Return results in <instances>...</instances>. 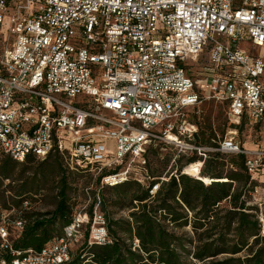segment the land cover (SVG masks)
<instances>
[{
	"label": "built area",
	"instance_id": "2783aa9c",
	"mask_svg": "<svg viewBox=\"0 0 264 264\" xmlns=\"http://www.w3.org/2000/svg\"><path fill=\"white\" fill-rule=\"evenodd\" d=\"M204 101L224 105L234 125L264 127V0H0V163L55 152L68 169L95 172L100 187H148L154 146L196 154L199 175L209 153L240 154L257 182L246 204L264 232L255 197L264 133L252 147L232 135L197 145L187 111ZM12 226L19 234L24 221ZM84 240L111 242L99 197L39 252L13 249L10 224L0 222V264H64Z\"/></svg>",
	"mask_w": 264,
	"mask_h": 264
},
{
	"label": "trees",
	"instance_id": "16d2710c",
	"mask_svg": "<svg viewBox=\"0 0 264 264\" xmlns=\"http://www.w3.org/2000/svg\"><path fill=\"white\" fill-rule=\"evenodd\" d=\"M202 58L195 65L202 66L205 61ZM206 124L210 130L209 136L200 139L197 133L195 143L214 147L216 143L212 141L211 124ZM219 155L223 154L214 152L207 155L200 175L198 174L201 180L180 174L182 167H179L176 169L177 174L161 181L159 177L162 175H154L149 169L150 176L154 179L148 187L135 181L109 187L110 193L116 199L114 205L130 211L129 220L110 219L106 209L113 203H109L110 197L103 191H98L99 206L105 211L103 215L111 242L90 246L84 240L78 248L79 251L74 255L70 254L69 261L64 264H194L182 260L185 253H190L194 261L202 264H264V236L260 235L257 208L246 204L249 192L257 182L250 179L244 166L245 156L240 154H234L235 157L229 161L231 169L226 174L227 181H219L222 180L219 168L223 165L219 161ZM52 156L54 162L49 174L58 178L52 185V189L56 190L53 196L55 207L46 212L20 209L18 218L24 221V227L19 234L15 231L11 234L12 247L15 250L41 251L62 236L63 228L72 219V205L68 193L70 173L62 164L63 159L59 154L54 152L47 158ZM31 157L35 158L30 155L24 161ZM197 159L196 154H190L188 163L184 166L197 168L190 165ZM177 161L179 159L174 161L175 167ZM15 162L9 157L2 158L1 176L8 178L7 171L3 168ZM211 178L218 181L210 183ZM97 182L99 183V178ZM202 182L210 184L204 185ZM155 183H159V187L155 196L150 197L149 189ZM29 185L33 186L34 180ZM26 186L27 183L23 185L18 196L26 193ZM24 201L26 200L20 199L16 206L22 205ZM94 202L89 211L92 210ZM189 221L193 230L192 251H187L182 238L167 228V224L182 227ZM135 239L138 240L137 246L134 245ZM242 251L247 254L244 257L237 256Z\"/></svg>",
	"mask_w": 264,
	"mask_h": 264
},
{
	"label": "rangeland",
	"instance_id": "374dc122",
	"mask_svg": "<svg viewBox=\"0 0 264 264\" xmlns=\"http://www.w3.org/2000/svg\"><path fill=\"white\" fill-rule=\"evenodd\" d=\"M199 70V65L194 64V66L191 67V71L193 73H196ZM187 113L190 119L196 124L197 133L200 139H206L209 136L210 130L208 129L209 127L206 123L211 124L213 143H218L225 137L232 135L235 141L245 145L246 147H250L253 142L259 140L260 135L264 133V127L255 126L247 119H241L238 125L232 124L226 114L225 106L215 101H204L196 107L189 108ZM213 156L214 155H212V157ZM189 157L190 154L175 157V153L172 149L163 146H154L150 149L148 154L149 169L151 172H154V175H162L163 178L168 180L172 174L178 173L176 171L177 168L183 167L186 163H188ZM218 157L219 161L223 163V165L219 168L220 177H222V180L219 179V181H227L226 174L231 169L229 161L235 156L234 154H223ZM176 159H179V161H177V166L175 167L174 161ZM53 162V156L46 159L31 157L27 161L10 163L3 168L7 171L8 178H4L0 174V222L5 221L10 224V233L12 235L15 230L12 226V222L20 216V209L25 208L33 212H46L54 209L55 200H53V196L56 193V190L52 189V185L53 181H56L58 178H53L49 174V170ZM62 164L66 167L64 162H62ZM187 168L189 167H185V169ZM68 172L70 173L69 181H71L70 188L68 190L72 205L71 216L80 211H89L94 199H97L98 197V191H103L106 196L110 197L109 203H113V205L109 204L106 209L110 219L113 221L129 220L128 214L130 211L127 209H119L117 204L114 205L116 201L115 196L110 193L109 187H100L97 182L98 177L95 172L89 168L73 170L68 169ZM184 175L196 179V177L187 174ZM203 179L206 180L205 178ZM32 180H34V185L30 186L29 183ZM215 180L216 179L211 178L210 183ZM216 181H218V179ZM25 183H27V186L25 187L26 193L18 196ZM203 184L209 185L205 183ZM255 197H257V199L264 200V188L257 189ZM20 199H25L27 203L25 204V202H22V205L16 206V202ZM99 210L101 213L105 214V211H103L100 206ZM167 228L176 236L182 238L187 251H192L193 244L191 241L193 240V230L190 221L187 225L182 227H174L172 224H167ZM119 235L125 238L124 235ZM260 235L264 236V232L261 227ZM54 242L55 240L52 241L50 245ZM126 242L128 243L129 241L126 240ZM80 245L81 243L72 244V255L79 251L78 248ZM246 254V251H242L237 256L244 257ZM182 260L187 263L191 262L194 264H202L201 262L194 261L191 258L190 253L183 254Z\"/></svg>",
	"mask_w": 264,
	"mask_h": 264
},
{
	"label": "bare ground",
	"instance_id": "6f19581e",
	"mask_svg": "<svg viewBox=\"0 0 264 264\" xmlns=\"http://www.w3.org/2000/svg\"><path fill=\"white\" fill-rule=\"evenodd\" d=\"M184 173L192 175V176H198V170H197V168H194V167H189V168L185 169Z\"/></svg>",
	"mask_w": 264,
	"mask_h": 264
}]
</instances>
